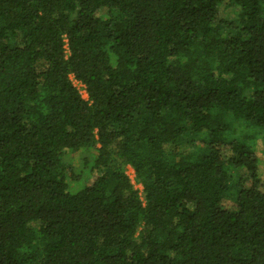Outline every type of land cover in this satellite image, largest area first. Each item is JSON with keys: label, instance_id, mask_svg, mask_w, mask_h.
Instances as JSON below:
<instances>
[{"label": "trees", "instance_id": "16d2710c", "mask_svg": "<svg viewBox=\"0 0 264 264\" xmlns=\"http://www.w3.org/2000/svg\"><path fill=\"white\" fill-rule=\"evenodd\" d=\"M258 141L264 0H0V264H264Z\"/></svg>", "mask_w": 264, "mask_h": 264}, {"label": "rangeland", "instance_id": "374dc122", "mask_svg": "<svg viewBox=\"0 0 264 264\" xmlns=\"http://www.w3.org/2000/svg\"><path fill=\"white\" fill-rule=\"evenodd\" d=\"M221 16H222V14H221ZM73 83L79 89L81 96L85 99L86 94H85L83 87H81V85L75 81H73ZM256 147H257V154H258V157L260 160L259 171L261 173L262 178H264V143H261V141H258ZM124 169H125V173L130 178V181L133 184L134 188H136L140 191L141 186L134 183V180H133L134 174H133L132 169L129 166H125ZM240 174L243 176L244 173L242 171H240ZM140 195H141V193H140ZM222 206L226 209H229V210L233 209L234 208L233 199L228 198V197L224 198L222 200Z\"/></svg>", "mask_w": 264, "mask_h": 264}]
</instances>
